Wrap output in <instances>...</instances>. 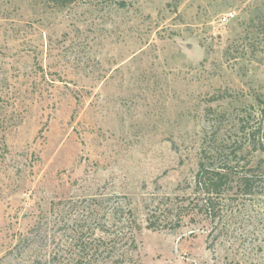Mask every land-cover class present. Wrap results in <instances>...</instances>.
I'll return each instance as SVG.
<instances>
[{
  "label": "rangeland",
  "instance_id": "obj_1",
  "mask_svg": "<svg viewBox=\"0 0 264 264\" xmlns=\"http://www.w3.org/2000/svg\"><path fill=\"white\" fill-rule=\"evenodd\" d=\"M261 101L264 0H0V264H264Z\"/></svg>",
  "mask_w": 264,
  "mask_h": 264
},
{
  "label": "trees",
  "instance_id": "obj_2",
  "mask_svg": "<svg viewBox=\"0 0 264 264\" xmlns=\"http://www.w3.org/2000/svg\"><path fill=\"white\" fill-rule=\"evenodd\" d=\"M261 102L264 104V101ZM252 118L251 113L246 114L240 124L237 125L238 132L249 138V145H251L254 150L258 151V147L264 150V135L261 136V132L259 131L262 127H251L250 124ZM213 159V153L209 150L203 149L201 151L199 169L196 175V185L206 196L205 207L209 210H213V204L217 197H222L227 190H230L229 185L231 184L228 174L229 172L222 168H216L214 164H212ZM254 175L255 174H250V176H244L241 178V185L243 186L242 188L246 195L251 194L252 192Z\"/></svg>",
  "mask_w": 264,
  "mask_h": 264
},
{
  "label": "built area",
  "instance_id": "obj_3",
  "mask_svg": "<svg viewBox=\"0 0 264 264\" xmlns=\"http://www.w3.org/2000/svg\"><path fill=\"white\" fill-rule=\"evenodd\" d=\"M235 16H236L235 12H228L220 19V21L222 24H227L231 20H233L235 18Z\"/></svg>",
  "mask_w": 264,
  "mask_h": 264
}]
</instances>
